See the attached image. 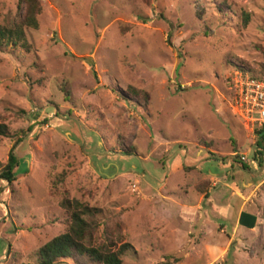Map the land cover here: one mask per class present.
<instances>
[{
  "label": "rangeland",
  "instance_id": "rangeland-1",
  "mask_svg": "<svg viewBox=\"0 0 264 264\" xmlns=\"http://www.w3.org/2000/svg\"><path fill=\"white\" fill-rule=\"evenodd\" d=\"M39 1L31 51H0V124L23 132L0 137V264H36L64 198L102 210L122 264H264V128L229 106L236 68L264 65V0Z\"/></svg>",
  "mask_w": 264,
  "mask_h": 264
},
{
  "label": "trees",
  "instance_id": "trees-1",
  "mask_svg": "<svg viewBox=\"0 0 264 264\" xmlns=\"http://www.w3.org/2000/svg\"><path fill=\"white\" fill-rule=\"evenodd\" d=\"M224 3L218 5V11ZM18 9L22 10L21 16L15 19L10 25H0V51L22 49L24 52L31 51V45L27 42L26 32L38 29V17L42 13L39 0H18ZM225 8L227 6L224 4ZM216 8V9H217ZM200 14H198V17ZM245 20L248 18L244 15ZM244 20V22H246ZM238 71L247 73L253 79H259L264 74V65L258 73L238 67ZM65 100L69 98L68 92H64ZM140 94V95H139ZM146 93H136L135 99L147 100ZM264 133V129L259 131V135ZM16 137V143L23 138V132L11 134L8 128L0 124V137ZM257 145H259L257 143ZM15 146V145H14ZM127 155H132L133 150L124 151ZM242 169L247 167L243 162H238ZM18 166L17 159L9 153L7 161L2 168L0 178L11 185L15 181V168ZM65 172L55 177L52 184L56 188L63 182ZM199 193L207 197V187L200 185L196 189ZM61 208L68 215V225L65 231L46 242L37 251L36 264H122V258L130 251V244L120 242L118 245L108 238L102 242L93 241L94 233L104 224L101 209L88 206L75 199L64 198L60 203ZM121 238L118 236L117 241ZM264 252V246H263ZM169 259V257L167 258Z\"/></svg>",
  "mask_w": 264,
  "mask_h": 264
},
{
  "label": "built area",
  "instance_id": "built-area-1",
  "mask_svg": "<svg viewBox=\"0 0 264 264\" xmlns=\"http://www.w3.org/2000/svg\"><path fill=\"white\" fill-rule=\"evenodd\" d=\"M230 92L232 114L251 126L264 128V74L253 79L248 74L235 72Z\"/></svg>",
  "mask_w": 264,
  "mask_h": 264
},
{
  "label": "crops",
  "instance_id": "crops-1",
  "mask_svg": "<svg viewBox=\"0 0 264 264\" xmlns=\"http://www.w3.org/2000/svg\"><path fill=\"white\" fill-rule=\"evenodd\" d=\"M211 177V179H214V180H217V178H218V176L217 175H214V174H210V175H207V177ZM234 187V183H232V186H231V188H233ZM238 198V197H237ZM208 200H209V198H208ZM184 208H185V206L182 208V209H180L179 211H183L184 210ZM185 210H187V209H185ZM184 212V211H183ZM242 213V212H241ZM241 213L239 212L237 215H238V218L240 219V217H241ZM238 219V220H239Z\"/></svg>",
  "mask_w": 264,
  "mask_h": 264
}]
</instances>
